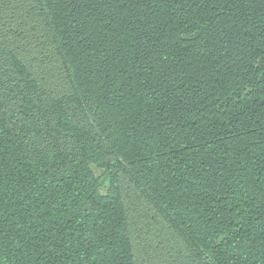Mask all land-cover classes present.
<instances>
[{
  "label": "trees",
  "instance_id": "16d2710c",
  "mask_svg": "<svg viewBox=\"0 0 264 264\" xmlns=\"http://www.w3.org/2000/svg\"><path fill=\"white\" fill-rule=\"evenodd\" d=\"M0 264H264V0H0Z\"/></svg>",
  "mask_w": 264,
  "mask_h": 264
},
{
  "label": "rangeland",
  "instance_id": "374dc122",
  "mask_svg": "<svg viewBox=\"0 0 264 264\" xmlns=\"http://www.w3.org/2000/svg\"><path fill=\"white\" fill-rule=\"evenodd\" d=\"M96 173H97L98 175H100V174H101V171H98V170H97Z\"/></svg>",
  "mask_w": 264,
  "mask_h": 264
}]
</instances>
